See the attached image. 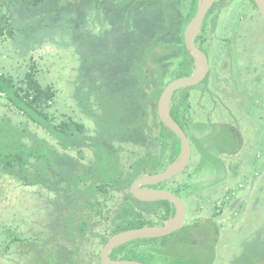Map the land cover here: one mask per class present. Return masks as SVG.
Instances as JSON below:
<instances>
[{
  "label": "trees",
  "instance_id": "trees-1",
  "mask_svg": "<svg viewBox=\"0 0 264 264\" xmlns=\"http://www.w3.org/2000/svg\"><path fill=\"white\" fill-rule=\"evenodd\" d=\"M227 1L232 0H217L209 16L222 10ZM248 1L255 6L253 0ZM197 3L198 0H0V42L21 39L27 44L33 34L40 29L54 28L67 14H74V23L82 24L90 8L101 14L112 28L106 41H94L91 36L79 39L81 45L91 43L93 47L85 56L86 62L96 61L111 69L101 84L103 89L92 88L78 98L83 113L90 116L95 125L97 135L95 143L90 145V165L84 166L79 160L73 165L66 164L69 156L50 145L45 146L43 140H35L28 146L9 119L0 122V167L17 171L30 185L46 184L27 177V171L40 166L33 161L42 162L45 174L41 177L51 182L50 190L59 197V202L53 203L55 214L48 215L49 238H34L35 243L51 247L49 251H36L33 264H48L44 257L53 258L51 264H83L80 256L86 238L94 237L105 245L119 232L151 226L155 221L162 223L174 212L168 201L147 204L137 200L129 189L136 179L164 170L180 152L179 138L162 124L157 113L156 151L150 150L145 132L152 130L147 123L149 108L156 107L165 87L191 73L193 59L186 51L183 33L196 14ZM207 29L206 20L195 43L209 57ZM193 89L196 88L177 91L171 109L175 121L190 133L200 128L193 126L188 114L189 91ZM0 95L18 114L45 129L65 150L75 149L76 142L87 136L84 124L72 119L54 122L49 109L55 103L56 90L52 86L44 87L34 70L26 72L19 80L0 73ZM229 127L232 126L219 128L223 130L217 133L221 140L225 131L230 132ZM211 137H205L207 142L203 145L193 135L194 149L210 148ZM129 140L139 149L126 151L125 143ZM240 149L238 146L228 154H237ZM81 151L79 148L84 157ZM180 187L179 190L186 189L187 182ZM203 226L205 229L201 230ZM195 231L203 232L196 234L197 237ZM6 240L7 251L15 243L23 245L33 241L9 229ZM142 240H149V245L136 241L125 244L112 252V259L147 264H214L218 233L211 222L203 221L184 226L164 238ZM177 242L182 243L183 252L174 247ZM66 245L71 246L70 251V246ZM19 252L22 258L28 256L24 248ZM95 257L98 258L96 263L101 264L99 256ZM260 259L264 264V255Z\"/></svg>",
  "mask_w": 264,
  "mask_h": 264
},
{
  "label": "rangeland",
  "instance_id": "rangeland-1",
  "mask_svg": "<svg viewBox=\"0 0 264 264\" xmlns=\"http://www.w3.org/2000/svg\"><path fill=\"white\" fill-rule=\"evenodd\" d=\"M214 17L215 22L208 24L206 34L209 79L190 90L188 99L190 120L193 126H200L191 133L203 145L207 142L205 137L212 136V141H208L210 148L196 151L193 135L186 130L192 145L190 163L164 186L185 202V226L204 221L216 228L214 264H263L260 257L264 255V16L248 0H232L215 12ZM75 18L74 14L64 15L54 28L40 29L33 34L27 44L21 39L0 42V73L19 80L34 70L44 87L52 86L56 90L55 103L49 109L54 122L72 119L84 124L87 136L76 142L75 149L65 150L45 129L18 114L2 95L0 122L9 119L28 146L35 140H43L45 146L50 145L69 156L66 164L73 165L79 160L88 166L92 156L90 145L95 143L97 135L78 98L92 88L103 89L101 84L111 69L96 61L86 62L85 56L93 47L91 43L81 45L79 39L91 36L94 41H106L112 28L94 8L86 11L84 23H74ZM156 113L158 116L157 105L155 108L151 105L147 123L152 130L145 132L146 143L154 151L158 148L154 141L158 131ZM226 125L232 127L229 133L222 134L221 140L217 133H222L219 128ZM217 137L218 143H215ZM125 144L128 152L139 149L131 140ZM238 146L241 149L237 154H228ZM33 162L40 166L27 171V177L46 184L30 185L17 171L0 167V264H33L36 251H49L51 247L35 243L34 238H49L48 215L55 214L53 203L57 204L59 197L50 190L51 182L41 177L45 174L43 163ZM186 182V189L179 190ZM162 223L155 221L153 225ZM8 229L33 241L23 245L15 243L7 251ZM202 232L195 231L194 235ZM145 242L149 245V240L140 239L135 243ZM103 246L94 237L86 238L80 256L82 263L97 264L95 256L100 258ZM174 247L184 251L181 242ZM21 248L28 256L20 257ZM43 259L48 264L53 261L51 257Z\"/></svg>",
  "mask_w": 264,
  "mask_h": 264
},
{
  "label": "water",
  "instance_id": "water-1",
  "mask_svg": "<svg viewBox=\"0 0 264 264\" xmlns=\"http://www.w3.org/2000/svg\"><path fill=\"white\" fill-rule=\"evenodd\" d=\"M253 1L258 11L264 16V0ZM215 2L216 0H198L196 14L188 22L183 33L186 51L193 59L192 71L187 76L171 81L163 90L157 103L160 121L180 140L178 157L164 170L156 174L142 176L136 179L130 187V193L137 200L149 203L168 201L174 208V212L161 225L130 229L112 236L103 246L100 254L101 264H147L136 260L112 259L111 255L116 248L136 240L159 239L170 236L180 231L186 224V204L178 195L169 190L142 187H154L165 183L184 172L190 163L192 145L186 132L171 115L172 102L177 91L196 87L203 83L210 72L209 57L196 45L195 41L201 34L206 16Z\"/></svg>",
  "mask_w": 264,
  "mask_h": 264
},
{
  "label": "flooded vegetation",
  "instance_id": "flooded-vegetation-1",
  "mask_svg": "<svg viewBox=\"0 0 264 264\" xmlns=\"http://www.w3.org/2000/svg\"><path fill=\"white\" fill-rule=\"evenodd\" d=\"M216 2H217V0H216ZM215 2V3H216ZM215 5V4H214ZM214 5H213V7H214ZM212 7V8H213ZM212 8H211V10H212ZM210 10V11H211ZM210 11H209V13H210ZM209 13L207 14V16H206V19H205V22H206V20H207V23L209 24V23H214L215 21V17H214V14H212L211 16H209ZM204 22V23H205ZM193 68V67H192ZM192 71V70H191ZM209 75H210V72H209V74H208V76L207 77H209ZM206 80V79H205ZM204 80V81H205ZM203 81V82H204ZM202 84V83H201ZM200 85V84H199ZM199 85H197V86H199ZM196 86V87H197ZM196 87H192V88H196ZM192 88H189V89H192ZM172 180V179H171ZM168 182H170V180L169 181H167V182H165V183H162V184H159V185H157V186H154V187H142V188H147V189H149V188H154V189H164V190H168L167 189V187L166 186H164V184H166V185H168ZM132 185V184H131ZM131 187V186H130ZM129 192H130V189H129ZM142 202V201H141ZM147 204H149V202H146ZM146 216H147V220H148V222H149V207H148V212H147V214H146ZM162 222H164V221H162ZM149 226V225H148ZM101 254V253H100ZM111 257H112V255H111ZM99 260H100V258H99ZM100 263H101V260H100Z\"/></svg>",
  "mask_w": 264,
  "mask_h": 264
}]
</instances>
